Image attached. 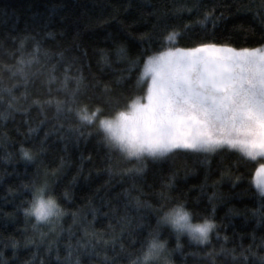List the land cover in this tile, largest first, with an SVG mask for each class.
<instances>
[{"label":"trees","instance_id":"16d2710c","mask_svg":"<svg viewBox=\"0 0 264 264\" xmlns=\"http://www.w3.org/2000/svg\"><path fill=\"white\" fill-rule=\"evenodd\" d=\"M185 2L198 3L199 7L179 10L177 6ZM259 2L0 0V264H76L77 257L80 264H131L157 228V239L165 242V249L145 264H165L166 259L171 264H245L220 249L235 247L239 252L241 245L250 243L256 256L248 255L246 264H261L264 246L258 245L264 223L258 224L251 212L260 201L243 190L255 191L251 178L264 159L248 160L225 147L212 153L179 150L139 161L110 148L98 121L82 122L76 113L83 105L89 110L99 105V115L110 117L127 110L137 96L143 101L147 84H138L137 76L144 59L165 47H191L209 40L237 48L264 43L260 39L264 25L256 12ZM205 11L213 12L214 19L220 18L215 23L212 19L200 23ZM121 21L129 27L125 29ZM173 30L178 32V43L164 39ZM26 33L40 41L39 52H33L32 39L19 47ZM120 45L124 54L117 52ZM60 52L63 57L57 55ZM137 55L139 63L130 68L129 61ZM21 56L35 58L20 65L17 58ZM53 75L55 80L50 79ZM76 76L83 77L79 87L73 79ZM105 84L109 85L107 90ZM49 96L54 98L52 103H33L34 99L44 102ZM56 100L63 102L59 111ZM25 108L27 121L22 111ZM69 125L78 126L83 134L78 142ZM21 145L34 154V160L21 156ZM109 164L111 174L106 167ZM141 165L143 170L135 172ZM125 168L131 171H121ZM225 172L230 175L222 177ZM40 186L65 210L63 215L41 222L24 212ZM125 188L132 195L139 191L141 201L162 207L153 210L142 206L136 211L129 205L131 224L124 225L121 235L115 217L125 211L124 203L131 198L123 193ZM162 191L171 199H162ZM213 191L216 196L209 200ZM181 202L194 222L206 217L215 221L210 242L201 244L181 232L177 236L167 223L157 224L159 216ZM113 206L117 208L114 214L110 212ZM33 224L38 226L33 228ZM113 228L118 236L115 244L100 242L89 250L76 243L77 238L85 239V229L110 233ZM25 236L34 242L25 243ZM12 238L19 241L15 250ZM69 238L71 255L66 247ZM50 240L56 241L51 249Z\"/></svg>","mask_w":264,"mask_h":264},{"label":"snow or ice","instance_id":"6c2138e0","mask_svg":"<svg viewBox=\"0 0 264 264\" xmlns=\"http://www.w3.org/2000/svg\"><path fill=\"white\" fill-rule=\"evenodd\" d=\"M199 7L198 3L188 4L187 2L177 6L179 10L192 11L193 8ZM155 12V9H154ZM261 18V24L264 25V0H260L256 9ZM213 12L205 11L203 19H215ZM159 18V17H158ZM135 21H133L134 23ZM127 29L129 25L120 22ZM47 35H52L47 33ZM143 37V33L140 34ZM178 32L173 30L164 37L166 41L176 42ZM15 40V37H12ZM33 40V52H39L40 41L35 35L26 33L19 42V47L23 48L25 41ZM260 39L264 41V32L261 33ZM78 48L79 46L76 45ZM117 52L125 53L123 45L118 46ZM57 55L63 57L64 53ZM86 55V52L84 53ZM35 57L29 56L27 60L18 57L20 65L31 63ZM140 56L137 55L129 61V67H134L139 63ZM68 65H65L67 69ZM53 70L55 65H52ZM145 77L149 79L145 80ZM50 79L55 80L53 75ZM68 75L65 71V83ZM77 87L83 79L82 76L73 77ZM119 79V78H118ZM138 84H147L146 93L143 97L137 96L130 103L127 110L117 111L113 117L100 116L102 111L99 105L89 110L87 105L76 109L79 120L91 124L98 121L99 128L104 131V141L110 148L118 149L128 157H136L142 161L145 156L158 158L164 157L174 151L191 150L193 152L212 153L218 149H235L238 153L248 160L264 159V43L257 44L255 47H233L228 43H217L214 41L195 42L191 47H165L163 51L154 53L144 59L142 69L137 76ZM105 89L109 85H104ZM53 97L49 96L44 102L34 99L33 103H52ZM63 102L56 100V107L59 111ZM27 121L28 109H22ZM69 111L71 108L69 107ZM78 139L82 133L79 128L69 125ZM32 129L29 128V132ZM47 136V132L45 133ZM20 154L27 160H34V154L21 145ZM11 156V154H9ZM8 157H5L7 159ZM89 159L91 154H89ZM83 159V157H82ZM110 160L111 157H108ZM64 163L61 157V165ZM111 174V166L106 165ZM135 172H141L143 166L135 167ZM123 172H130L131 169H122ZM56 169L52 170L55 174ZM230 175L222 173L221 176ZM240 179L239 176L236 177ZM107 183V181L105 182ZM171 184V180L168 181ZM251 183L255 185V191L249 192L248 189L243 191L256 197L260 203L256 208L251 209L253 216L257 218V223H264V163L259 164L255 170V176L251 178ZM27 187L28 185H23ZM137 187L138 186H135ZM11 190V189H10ZM129 200L124 203L125 211L116 216L120 224V234L125 231L124 225L131 224L128 206L132 205L136 211L146 207L156 210L162 205H152L149 201H141L139 191L132 195L129 189H122ZM67 195V193H65ZM162 199H171L167 191L159 193ZM216 196L213 191L209 195V200ZM51 203V201H49ZM58 212L55 217L63 215L65 210L58 205ZM183 207V203L176 204L174 208ZM184 208V207H183ZM24 212L29 214V209L25 208ZM93 215L96 209L92 208ZM111 213H116L117 208L113 206ZM106 215L109 213H105ZM75 215V213H73ZM186 215L173 216L172 213H165L157 218V224L169 223L176 229L177 236L181 232L182 225L180 221L185 219ZM50 219V218H49ZM49 219H36L37 221H49ZM38 225L33 224V228ZM215 228V221L205 218L203 223L197 225L192 231L190 238L201 244L210 242V232ZM156 234H151L146 247L141 248L140 255L131 264H145L150 259L160 256L165 249V242L157 239L158 228L153 229ZM41 235H44L43 233ZM85 239L77 238V245L80 248L94 250L96 244L103 242L108 244L116 243L118 236L115 228L110 233L103 231H88L85 229ZM107 236V239L104 237ZM219 236V233H217ZM255 241V234H252ZM225 240L228 237H224ZM25 243H33L31 237H24ZM11 243L15 250L19 243L12 238ZM56 245V241H48V248L51 249ZM177 243V247H179ZM264 246V235L260 237V244ZM68 255H71L72 243L66 244ZM121 250L124 245L121 243ZM58 251V250H57ZM221 252H230L232 258H241L245 264L248 255L256 256L253 251V245L240 246V251L236 248L224 249ZM98 254V253H97ZM205 253V255H210ZM57 259H60L57 255ZM261 264H264V254L260 256ZM76 264H80L77 257ZM165 264H171L167 259Z\"/></svg>","mask_w":264,"mask_h":264},{"label":"clouds","instance_id":"9594fccd","mask_svg":"<svg viewBox=\"0 0 264 264\" xmlns=\"http://www.w3.org/2000/svg\"><path fill=\"white\" fill-rule=\"evenodd\" d=\"M49 201H51V203ZM57 206L58 203L55 198L50 195H45L44 186H40L34 190L33 198L27 208L29 209L30 215H34L36 219L43 220L55 217L59 210ZM165 213H172L173 216L186 215V218L180 221V224L182 225L180 230L181 232L187 233L189 236L197 225L203 223V221L194 222L191 218V213L183 207L174 208L173 206L166 210L164 214Z\"/></svg>","mask_w":264,"mask_h":264},{"label":"rangeland","instance_id":"374dc122","mask_svg":"<svg viewBox=\"0 0 264 264\" xmlns=\"http://www.w3.org/2000/svg\"><path fill=\"white\" fill-rule=\"evenodd\" d=\"M146 79H149V77H145ZM116 114V113H115ZM115 114L114 115H112V116H110V117H113V116H115ZM263 163H264V160H263ZM46 195V194H45ZM41 222H44V221H41ZM172 229H174L172 226H171V224H169V223H167ZM175 231H176V229H174ZM181 233H184V232H181ZM185 234H187V233H185ZM160 255H161V253H160Z\"/></svg>","mask_w":264,"mask_h":264}]
</instances>
